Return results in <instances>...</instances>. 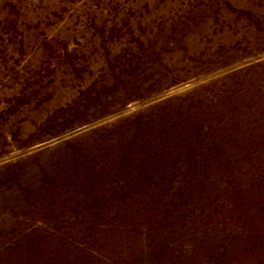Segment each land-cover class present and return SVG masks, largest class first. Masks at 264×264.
<instances>
[{"label":"rangeland","instance_id":"374dc122","mask_svg":"<svg viewBox=\"0 0 264 264\" xmlns=\"http://www.w3.org/2000/svg\"><path fill=\"white\" fill-rule=\"evenodd\" d=\"M0 264H264V0H0Z\"/></svg>","mask_w":264,"mask_h":264}]
</instances>
